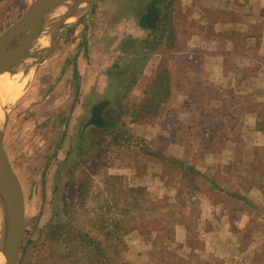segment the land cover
Listing matches in <instances>:
<instances>
[{
  "label": "rangeland",
  "instance_id": "1",
  "mask_svg": "<svg viewBox=\"0 0 264 264\" xmlns=\"http://www.w3.org/2000/svg\"><path fill=\"white\" fill-rule=\"evenodd\" d=\"M31 1L0 0V33ZM179 2L93 0L45 57L8 74L19 75L17 91L0 92L1 146L24 206L16 264H264V145L247 150L241 137L248 111H261L264 133V107L202 78L203 57L174 55L199 50ZM226 147L227 163L204 157Z\"/></svg>",
  "mask_w": 264,
  "mask_h": 264
},
{
  "label": "crops",
  "instance_id": "2",
  "mask_svg": "<svg viewBox=\"0 0 264 264\" xmlns=\"http://www.w3.org/2000/svg\"><path fill=\"white\" fill-rule=\"evenodd\" d=\"M179 1L181 13L189 8L192 10L189 17L196 28L193 26L191 40L198 43L199 50L188 54L183 51L182 46L178 49L175 46L174 55L196 61L203 57L200 68L202 78L217 86L223 95H233L237 104L264 107V0ZM158 18L160 19V14ZM156 24L158 21L153 22V33ZM60 28L57 34L59 36ZM131 30L134 37L140 34V29ZM180 40L182 39L179 38L178 41ZM174 42L176 45V37ZM260 112L248 111L244 114L245 119L242 121L245 125L242 126L241 137L247 150L264 145V133L256 127L257 119L262 117L259 116ZM227 148L229 147L208 149L204 157H210V161L216 160L215 163L218 164L227 163L232 154L231 149ZM197 160L195 165L199 168L201 163Z\"/></svg>",
  "mask_w": 264,
  "mask_h": 264
},
{
  "label": "water",
  "instance_id": "3",
  "mask_svg": "<svg viewBox=\"0 0 264 264\" xmlns=\"http://www.w3.org/2000/svg\"><path fill=\"white\" fill-rule=\"evenodd\" d=\"M93 0H32L24 12L0 33V77L14 73L13 67L25 60L46 56L57 41L61 24L90 14ZM48 29L42 32L44 25ZM47 33L49 45L37 51L30 43ZM1 136V135H0ZM0 191L4 195L0 264H16L24 229L23 197L18 179L11 170L0 139Z\"/></svg>",
  "mask_w": 264,
  "mask_h": 264
},
{
  "label": "bare ground",
  "instance_id": "4",
  "mask_svg": "<svg viewBox=\"0 0 264 264\" xmlns=\"http://www.w3.org/2000/svg\"><path fill=\"white\" fill-rule=\"evenodd\" d=\"M45 41V39H44ZM41 43V42H39ZM44 43V42H43ZM30 57L28 56L25 60H29ZM18 73V71H17ZM18 74H14V75H2L0 77V92L2 93L1 96H7L8 94H12L14 93L15 91H17V88L16 85H17V81L16 79L18 78ZM21 80V79H20ZM20 86V85H19ZM0 96V101H3L2 98ZM0 119H1V114H0ZM0 218H1V213H2V210H3V206H4V195L2 193V191H0ZM1 253H0V261H1Z\"/></svg>",
  "mask_w": 264,
  "mask_h": 264
},
{
  "label": "flooded vegetation",
  "instance_id": "5",
  "mask_svg": "<svg viewBox=\"0 0 264 264\" xmlns=\"http://www.w3.org/2000/svg\"><path fill=\"white\" fill-rule=\"evenodd\" d=\"M152 8V7H151ZM150 7L145 8L143 14H142V20L147 23L146 25H149L150 28L153 27V22L157 21V14L156 11L151 9ZM141 20V21H142ZM104 106V103L101 102L98 105L91 108V121L95 124L102 125L105 123V119L102 117V107Z\"/></svg>",
  "mask_w": 264,
  "mask_h": 264
},
{
  "label": "trees",
  "instance_id": "6",
  "mask_svg": "<svg viewBox=\"0 0 264 264\" xmlns=\"http://www.w3.org/2000/svg\"><path fill=\"white\" fill-rule=\"evenodd\" d=\"M107 239V238H106Z\"/></svg>",
  "mask_w": 264,
  "mask_h": 264
}]
</instances>
